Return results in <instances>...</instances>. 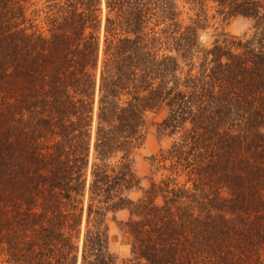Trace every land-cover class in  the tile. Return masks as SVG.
<instances>
[{"label": "trees", "instance_id": "16d2710c", "mask_svg": "<svg viewBox=\"0 0 264 264\" xmlns=\"http://www.w3.org/2000/svg\"><path fill=\"white\" fill-rule=\"evenodd\" d=\"M0 264H264V0H0Z\"/></svg>", "mask_w": 264, "mask_h": 264}, {"label": "rangeland", "instance_id": "374dc122", "mask_svg": "<svg viewBox=\"0 0 264 264\" xmlns=\"http://www.w3.org/2000/svg\"><path fill=\"white\" fill-rule=\"evenodd\" d=\"M205 22L206 29L200 35V42L203 46H208L214 39L222 38L221 33H228L235 36H242L249 28V22L240 16H227L218 14L210 10ZM151 125L148 126L145 140L134 156V169L141 179V186L147 187L149 184V160L148 158L158 153V151L169 144V139L157 132L155 123L161 118V114L150 116ZM139 192L131 193V197L136 199ZM126 211H118L109 215L107 219L108 227V247L118 263L130 256V237L121 229V221L127 219Z\"/></svg>", "mask_w": 264, "mask_h": 264}]
</instances>
